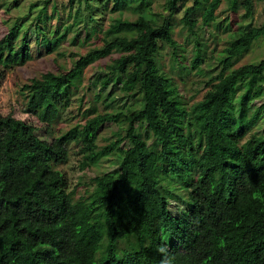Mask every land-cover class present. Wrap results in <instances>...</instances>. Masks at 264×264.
I'll use <instances>...</instances> for the list:
<instances>
[{"label":"trees","instance_id":"1","mask_svg":"<svg viewBox=\"0 0 264 264\" xmlns=\"http://www.w3.org/2000/svg\"><path fill=\"white\" fill-rule=\"evenodd\" d=\"M50 1L45 0L30 25L40 50L52 53L70 32L74 44L98 35L103 45L90 50L94 60L133 54L142 67L121 77L119 68L99 71L90 85L99 88L95 99L104 98L114 113L96 114L53 142L40 138L32 124L0 114V264H160L155 251L160 245L168 247L173 264H264V144L247 138L257 126L264 131V100L258 104L254 93L264 81V58L234 67L264 35V20L252 24L254 1L242 0L240 22L217 16L216 23L226 31L236 27L218 58L220 72L191 106L169 97L176 84L159 62L165 46L179 54L173 18L178 1L186 0H168L167 14L153 12L151 0H113L112 12L132 2L143 10L136 19L119 17L107 26L96 11L105 14L109 0H77L79 6L75 12L69 9L67 17L64 10L75 0L63 3V13L53 3L51 14ZM226 1L236 13L237 0ZM221 2L193 0L185 8L183 21L199 51L194 65L201 63L204 51L198 15L206 20ZM34 5L0 40V64L11 67L32 58L30 27L17 39L26 25L21 20H29ZM240 30L246 38L237 36ZM183 59L180 65L188 68ZM84 70L75 60L65 85L41 77L24 84L31 113L43 123H55L62 103L68 106L83 84ZM126 85L132 87L128 95H141L140 108L120 104L118 92ZM106 122H115L125 133L97 149L92 137ZM72 143L83 144L81 169L107 155L117 157L113 169L92 179L89 195L77 197L66 174L56 168L68 160ZM154 154L156 161L150 163ZM134 188L135 195L126 199ZM178 189L187 196L186 207L176 215L169 200L179 197Z\"/></svg>","mask_w":264,"mask_h":264},{"label":"rangeland","instance_id":"2","mask_svg":"<svg viewBox=\"0 0 264 264\" xmlns=\"http://www.w3.org/2000/svg\"><path fill=\"white\" fill-rule=\"evenodd\" d=\"M254 1V19L253 25H259L264 20V2ZM57 3L61 7L62 13L64 10L63 3L68 4L70 0H52L48 4V12H53V3ZM242 0H237L235 8L237 12L230 11L227 7V1L217 5L212 11L207 13L206 20L199 16V28L198 37L203 44L204 51L202 53L201 63L194 65L193 60L198 55V48L196 46V36L188 33L187 27L183 21L185 8L192 5L193 0L178 1V11L174 16L173 21V36L179 44L178 56L173 53L171 46H165L162 50L159 62L165 72L170 73L176 86L169 91L168 95L174 98L176 101H182L186 106H191L193 103L200 101L206 91L209 89L206 82L209 81L211 76L217 75L220 72L221 65H218V58L220 54L228 45L229 34L234 30V26H231L228 31L222 26H218L216 23L217 16L226 19L235 18L240 22L242 21V14L244 9L241 7ZM45 0H0V40L7 34L15 22L21 16L26 15L33 4L31 15L28 16L29 20L23 18L25 27L19 29L17 42L22 37V32L34 24V18L37 16L40 8L44 5ZM131 6L123 7L120 10L112 12L113 0L108 1V7L105 14H100L96 11V15L99 18H103V23L107 26L110 22H113L116 18L124 17L130 19H136L142 8L136 9L132 2ZM151 8L155 13H166L168 0H151ZM79 6L77 0L73 2L71 8L64 10L63 16L69 9L73 12ZM84 14L88 15L89 11L84 9ZM73 21L70 17L67 19ZM31 22V24H30ZM229 25L230 20L226 21ZM92 24V23H91ZM83 25L81 24L80 27ZM236 27V26H235ZM78 28V27H76ZM75 30V29H74ZM84 32V31H83ZM83 34V37H85ZM73 33L70 32L62 41L58 49H53L52 53H46V51L40 50L37 35L29 28V43L32 53V58L25 64H13L11 67H6L0 64V114L7 115L13 114L16 118L24 120L35 127L36 134L48 142L59 136L61 133L66 132L75 124H84L88 118L95 116L96 114L111 115L114 112L111 107H107L104 102L105 99L96 100L94 93L99 88L94 89L91 87V80H94L96 74L99 71L108 72L114 68H119V77L122 76V72L136 74L140 71L141 65H137L134 62V55H121L119 53H112L100 60H94L90 54V50L94 47H101L103 41L99 36L95 35L89 42L84 44L79 42L77 44L73 42ZM237 36L242 39L246 38L247 34L244 31H239ZM58 51L65 53L64 56L59 55ZM183 59L186 62L188 68H182L179 59ZM195 58V59H194ZM264 58V35L256 40L251 49L240 56L239 60L234 67L241 66L246 63H256ZM78 60L84 67V79L81 87L72 96V102L64 107L58 120L53 124H47L41 122L31 111L28 106L27 91L23 89L24 84L29 83L31 79L35 77H41L50 80L55 86L59 87L67 84L68 73L73 68L74 61ZM199 61V60H198ZM131 86H124L121 91L118 92L119 98L123 97L120 104L126 103L127 106L132 105L135 108H140L143 104L141 95L132 97L128 95ZM128 90V91H127ZM254 93L258 96L257 103L260 104L264 100V81L257 84L254 88ZM130 96V97H128ZM118 101V99H116ZM184 100V101H183ZM120 101V99H119ZM133 107V108H134ZM264 122L262 121L261 124ZM125 131L120 128L115 122H106L102 124L99 133L92 138L95 139L96 148H102L109 142L116 140L118 137L123 136ZM249 138L254 144L263 147L264 144V131L260 130L257 126L248 134ZM82 146L70 144L69 145V158L68 160L57 163L56 168L62 170L68 178V184L70 190L73 191L77 197L81 195H89L93 190L92 179L105 171L111 170L115 166L116 156L107 155L102 157L100 161L87 167L85 169L80 168V163L83 159L84 153L82 152ZM156 161V155H152L149 162L154 163ZM136 189L131 191L126 199L135 195ZM176 193L179 197H172L169 200L171 211L178 215L182 213V209L186 207L185 198L187 196L185 190L178 189ZM124 206V205H123ZM174 232V231H173Z\"/></svg>","mask_w":264,"mask_h":264},{"label":"clouds","instance_id":"3","mask_svg":"<svg viewBox=\"0 0 264 264\" xmlns=\"http://www.w3.org/2000/svg\"><path fill=\"white\" fill-rule=\"evenodd\" d=\"M155 251L160 256V264H173V258L166 245H160Z\"/></svg>","mask_w":264,"mask_h":264}]
</instances>
